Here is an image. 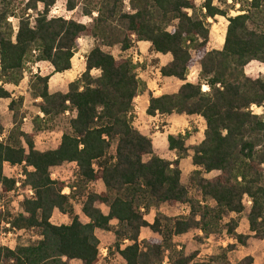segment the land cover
<instances>
[{
  "label": "trees",
  "instance_id": "trees-1",
  "mask_svg": "<svg viewBox=\"0 0 264 264\" xmlns=\"http://www.w3.org/2000/svg\"><path fill=\"white\" fill-rule=\"evenodd\" d=\"M56 1L0 0V100L11 98L5 86L19 85L29 64L46 63L52 76L64 74L78 41H94L85 71L65 92L49 93L51 75L31 77V98L40 100L43 116L34 118L31 133L22 127L21 100L9 103L12 128L6 134L0 121V196L16 191L15 180L4 175L6 164L22 168V187L33 192L21 201L22 213L13 217L0 210V225L39 234L26 246L0 248V264H99L96 232L113 235L124 264H162L165 256L170 264H197L172 239L198 231L196 239L202 242L221 234L224 218L241 215L245 202L250 203L248 236L236 233L237 218L225 225L226 233L240 247L248 238L264 241V77L251 79L245 71L251 63L264 66V0H199V7L194 0H84L82 14L91 20L89 26L49 18ZM80 1L66 0L65 11L73 12ZM235 6L239 15L228 17ZM217 17L228 23L223 47L208 50V20ZM10 19L18 21L15 32ZM137 43L169 56L160 75L182 83L175 94H149L146 114L194 116L205 124L202 141L190 148L191 181L201 200L182 184L180 161L188 152L189 134L167 137L168 150L176 154L169 162L156 156L151 140L132 125L133 101L146 91L145 83L131 56L117 60L105 49L120 46L127 53ZM195 67L197 80L189 83ZM252 107L262 114H254ZM68 112L74 113L70 132L56 149L37 151L35 136ZM65 164L77 169L76 190L69 195L61 194L64 183L51 179V169ZM98 182L103 192H86L87 185ZM75 195L84 199L86 223L73 212ZM163 205L187 206L188 214L165 216L159 212ZM152 210L156 214L149 224L144 217ZM54 212L68 215L70 223L53 225ZM142 229L160 239L140 240ZM252 263L247 256L235 264Z\"/></svg>",
  "mask_w": 264,
  "mask_h": 264
},
{
  "label": "rangeland",
  "instance_id": "rangeland-1",
  "mask_svg": "<svg viewBox=\"0 0 264 264\" xmlns=\"http://www.w3.org/2000/svg\"><path fill=\"white\" fill-rule=\"evenodd\" d=\"M81 0L75 10L73 12H66L64 17L66 20H74L76 22L82 23L86 26L91 24V20L87 17H84L82 14L83 9V2ZM197 7L200 6L201 2L199 0H194ZM66 0H57L56 3L60 6L61 4L64 5L65 8ZM55 3V4H56ZM238 6H235V9L229 10L228 17H234L239 15L237 12ZM33 15L32 13H29ZM95 17V15H93ZM12 24L14 32L17 29L18 21L14 19L9 20ZM210 24L209 31V43H208V50H221L224 43L225 31L227 27V19L222 17H217L214 20H208ZM94 41L90 38L83 37L78 41V50L73 57V63L77 65L81 63L82 58H85L89 51L93 48ZM105 52H109L114 58L117 60L121 58H129L130 54L127 52H122L120 46H115L112 49H105ZM141 57V63L136 64V74L138 76L139 73L143 71V73L148 72V78H153V74L156 69H158L160 65V59H154L152 56V50H148L147 53L143 55L139 54ZM164 62V61H163ZM162 63V62H161ZM37 64V63H36ZM35 64H29L25 71L24 77L27 79L24 80V85L21 87V90H17L19 93H22V96L17 94L18 99L13 101L21 100L20 107H19V116L22 115L24 119L27 121L24 123L22 119V127L23 130L27 133H31L33 131V120L35 117H39L37 115L38 112V102L31 98L30 93V80L32 77V70L31 68ZM78 66V65H77ZM42 76H49L51 75V70L47 65L41 66ZM246 75L251 79H257L260 77H264V66L258 63H251L246 67ZM82 75L81 70L77 75L67 76V75H57L50 77L49 80V92L56 93V92H65L67 87L70 83L77 80ZM94 75H98L94 73ZM139 77V76H138ZM197 80V67L193 68L188 77L187 82H196ZM22 83V82H21ZM181 83L177 82H170L168 84L157 82L156 85L162 94H172L177 91ZM9 102L6 100H0V121L4 126L5 134L12 128V117L8 111ZM254 114L261 115L262 110L256 107H252L251 109ZM74 117V113L68 112L65 115L59 117L55 120L50 130L40 133L35 136L34 138V146L37 151L45 152L49 150L55 149L58 144L60 143L61 137L63 134H67L70 132L69 122ZM43 118V117H42ZM203 127V121L199 120H191L190 121V134L194 135L195 137L198 136L201 138V128ZM204 128V127H203ZM165 130H160V133L164 134ZM188 133V134H189ZM114 153V146L111 149L110 154L113 155ZM156 155V154H155ZM5 169V168H4ZM183 169V178L182 184L188 189L190 196L192 197H200L199 194L196 192V189L191 181V176L194 170L192 169L191 164L187 161H183L182 163ZM6 174L9 171L5 170ZM22 172V168H18L17 173ZM52 173L55 174L56 179L58 182H62L65 184V188H68L71 192H74V189L77 184V169L72 164H65L61 167L55 169ZM73 188V189H71ZM72 190V191H71ZM86 192H95L99 193L102 190V186L100 183L89 184L85 188ZM0 193H2L1 186H0ZM69 193V194H70ZM20 194L16 192H11L9 195H2L0 196V205L6 210V212L11 216H16L18 214L19 207L21 206V201L19 199ZM25 197L24 194H21ZM200 199V198H199ZM83 198L75 195V198L72 199L71 204L73 207L74 214L79 218L80 222L86 223L85 218L83 217L81 210L83 204ZM250 207L249 202H245V210L244 212L236 217L235 215H229L223 220V230L221 234L211 238V240L207 243L206 241L198 242L196 237H199L197 233L190 232L186 235L175 237L172 239V243L176 246L177 250H182L184 255L187 257L194 256L193 263L197 264H234L238 261L244 259L246 256H249L253 259L252 264H263L264 261V241H256L252 238H248L246 241L245 247L237 246L235 241L230 238L225 229V225L229 222L231 218H237L238 227L236 229L239 235L248 236V223H247V213ZM103 213H107V209L102 207ZM160 213L164 214L168 217H179L186 211L183 207H177L176 209H168L163 207L159 210ZM155 215L146 216V220L150 223H153ZM7 219V218H6ZM71 219L68 215H64L58 212H55L51 222L53 225H68ZM22 237H17L16 242L18 245H22V243L29 244L30 242H34L39 240V234L36 230H31L27 232H21ZM96 236L99 240V264H123L119 255L117 254L114 244L115 239L111 233H103V232H96ZM141 240H147L150 238L160 239V237L156 234H153L149 230H145L141 232L140 235ZM34 240V241H33ZM235 245L236 247L232 250H229V246ZM203 252V253H202ZM197 256H200L202 259H196ZM215 258L214 260H212ZM164 260L169 262L168 258L165 256ZM70 264H80L78 261H73Z\"/></svg>",
  "mask_w": 264,
  "mask_h": 264
},
{
  "label": "crops",
  "instance_id": "crops-1",
  "mask_svg": "<svg viewBox=\"0 0 264 264\" xmlns=\"http://www.w3.org/2000/svg\"><path fill=\"white\" fill-rule=\"evenodd\" d=\"M150 49H151L150 48V44H148V43H137L134 46L133 51H136L137 53H139V54L141 53L143 55L144 53H147L148 50H150ZM128 53L130 54V52H128ZM152 56L154 57V59H160V65H159L158 69L155 70V72L153 74V78H148V76H147L148 72L147 73L146 72L143 73V71L138 74L139 77L137 76L142 82L145 83L146 91H144L143 93L139 94L133 101V110H132L133 122H132V125L141 135H143V136H145V137H147L148 139L151 140L152 146H153V150H154V154H156V156L160 157L163 160H166V161H169V162H173L174 160H176V154H175L174 151L171 152V151L168 150L167 137L168 136L177 137L179 135L180 136H184L185 133H189L190 132V121L191 120L192 121L193 120H197V118L199 120H202V119L199 118V117H194V116L187 117V116H184V115H182V116H177V115H172V116H160V115L148 116L146 114V110H147L148 105H149V94H151L155 98L160 97L162 95H171V94H162L160 92V90L158 89L156 83L157 82H162V83L168 84L170 82H177V81H175L173 79H164L160 75V69L167 64V62L169 61V56H162V55L156 54L154 52H152ZM43 65H47L49 67V69L52 71V68L48 64H46V63H37L31 68L32 76H33V72L37 73L39 76H42V71H40V70H41V66H43ZM77 65H75L73 63V59H72L71 60V69L68 72H66L64 74H61V75H67V76L77 75L80 70L83 73L85 71V58H82L81 63L80 64L78 63ZM95 73H97V72H95ZM53 76H57V75H53ZM26 79L27 78L24 77L23 80L21 81L22 83H20L17 86H10V85L5 86V89L11 93V98L9 100H6V101H8L10 103L11 101H13L15 99H18L17 94L22 96V93H19L20 91L18 92L17 90H21L22 89L21 87L24 85V80H26ZM177 83H181V82H177ZM189 83H191V82H189ZM181 85H182V83L180 84V86ZM48 88L50 89L49 83H48ZM178 89H177V91H178ZM202 90L203 91H207V88L206 87H202ZM56 93H58V92H56ZM175 93H172V94H175ZM50 94H53V93H50ZM36 102L39 103L40 100H36ZM37 115L40 118L42 116L40 111H39V109H38ZM158 123H160L161 125L166 127L164 134L160 133V131L159 132L155 131L154 127ZM203 127L201 128L203 130V131H201V135H200L201 138L198 137V136L195 137L194 135H191L189 133V138H188V140L186 141V144H185L186 148H188V152H187L186 156L180 161V170H181L182 178H183V175H184L183 169H182V163H183V161H187L192 166V161H191L192 152H191L190 148H192L193 146L197 145L198 143H200L202 141L203 133H204V130H205L204 122H203ZM55 169H57V168L51 169V174H53L52 172ZM192 169L195 170V168L193 166H192ZM205 178H208V177H205ZM98 183H100V182H98ZM100 185L102 186L101 192H103L104 191V187H103V185L101 183H100ZM199 196H200V194H199ZM196 198L198 200H201V197H199L200 199L198 197H196ZM102 207H104V206L100 207L101 210H102ZM163 207H166L168 209H176L177 207H183V208L186 209V211L183 212V214L181 216H185V215L188 214V207L184 206V205H178L175 208H169V207L163 205V206L160 207V209H162ZM107 212H108V210H107ZM106 214L107 213H105V215ZM155 214H156V211L152 210L146 216L155 215ZM146 216L144 217L145 220H146ZM146 221L149 224H152L148 220H146ZM145 230H148V229H142L141 232H143ZM195 233H197L198 236L201 237V233L200 232L196 231ZM236 233H237V231H236ZM150 239H155V238H150ZM140 240H141V238H140ZM210 240H211V238L203 240V241H206L208 243ZM196 259L200 260L202 258L200 256H197ZM121 262L123 263L122 260H121Z\"/></svg>",
  "mask_w": 264,
  "mask_h": 264
},
{
  "label": "built area",
  "instance_id": "built-area-1",
  "mask_svg": "<svg viewBox=\"0 0 264 264\" xmlns=\"http://www.w3.org/2000/svg\"><path fill=\"white\" fill-rule=\"evenodd\" d=\"M66 13L65 11V8H64V5H58L57 3L51 8L50 12H49V18H63V19H66V17H64V14ZM130 56H131V60L133 62V64H140L141 63V57L139 55V53H137L136 51H133L130 52ZM38 75L37 73H34L33 72V76H36ZM43 116H41L42 118ZM133 118V116H132ZM27 120L24 119L23 122L25 123ZM132 122H133V119H132ZM155 131L156 132H159L160 130H165L166 127L161 125L160 123H158L155 127H154ZM75 166L76 168V165L75 164H72ZM4 175L8 178V179H14L15 180V192L17 194L21 193V194H24L25 197H32L33 196V192L32 190L29 188V187H25L23 188L22 184L23 182L25 181V176L23 175L22 172L19 171V173H17V170L18 168H21V167H11L9 165H5L4 166ZM8 170L9 173H5L6 171L5 170ZM51 179L54 180V181H58L55 177V174H51ZM70 193V190L68 188H65L61 194L63 195H69ZM20 194V201H22L25 197H23L22 195ZM0 210L1 211H4V208L3 206L0 205ZM18 213H22V210H18ZM7 230V231H5ZM22 233L21 232H17L16 230L14 229H10V225L9 224H1L0 225V248H9V249H14L18 244L15 243L16 242V238L17 237H22ZM34 241V240H33ZM22 245H28V244H25V243H22ZM99 254H100V249H99ZM162 264H170L169 262H167L166 260L163 261Z\"/></svg>",
  "mask_w": 264,
  "mask_h": 264
}]
</instances>
